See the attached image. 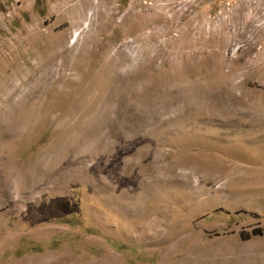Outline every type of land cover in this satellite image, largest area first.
<instances>
[{
  "label": "rangeland",
  "instance_id": "374dc122",
  "mask_svg": "<svg viewBox=\"0 0 264 264\" xmlns=\"http://www.w3.org/2000/svg\"><path fill=\"white\" fill-rule=\"evenodd\" d=\"M263 226L264 0H0V264H264Z\"/></svg>",
  "mask_w": 264,
  "mask_h": 264
},
{
  "label": "trees",
  "instance_id": "16d2710c",
  "mask_svg": "<svg viewBox=\"0 0 264 264\" xmlns=\"http://www.w3.org/2000/svg\"><path fill=\"white\" fill-rule=\"evenodd\" d=\"M251 234H262L264 233V226L263 227H257V228H254L250 231ZM243 233H241V236H244L242 235Z\"/></svg>",
  "mask_w": 264,
  "mask_h": 264
}]
</instances>
